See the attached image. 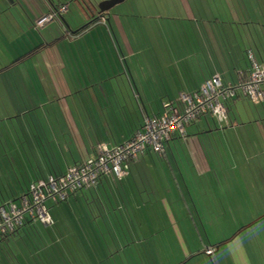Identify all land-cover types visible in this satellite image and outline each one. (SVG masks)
I'll use <instances>...</instances> for the list:
<instances>
[{"label": "crops", "instance_id": "crops-1", "mask_svg": "<svg viewBox=\"0 0 264 264\" xmlns=\"http://www.w3.org/2000/svg\"><path fill=\"white\" fill-rule=\"evenodd\" d=\"M103 1L0 0V178L6 179L0 195H23L33 182L65 174L95 157L99 145L113 148L126 143L143 128L147 116L163 114L165 103L198 91L212 76H221L226 84L245 80L248 51L264 64V0H229L236 5L225 10L226 20L216 15L205 20L201 12L189 9V20L198 24L193 28L196 45H190L186 54H178V47L174 56L163 59L153 40L145 49L133 42L130 23L112 12L116 6L105 18L92 21ZM64 5L68 9L60 21L37 26ZM145 50L146 57L140 59ZM245 101L256 109L264 140L259 107L264 105L238 95L228 104L227 119L203 117L188 126L184 136L172 138L163 156H140L121 181L107 176L99 194L114 200L99 202L96 216L86 212L98 203L92 200L96 194L88 192L85 199L76 197L60 206L66 208L65 233H49V240L46 235L21 233L23 229L0 246L10 250L17 264H148L145 259L163 252L153 242L185 245L192 237L190 225L199 223L195 216L187 221L181 208L172 213L176 187L191 195H214L222 204L213 216L217 220L247 205L251 190L264 193V170L252 173L250 182L246 171L220 169L219 155L210 151L215 132L240 128L236 111ZM232 144L227 141L229 147ZM179 156L184 169L178 166V173L174 160ZM244 157L249 163L250 157L240 158ZM258 218L252 214L241 223L239 234L256 226ZM59 222L63 226V220ZM12 243L22 253L16 255ZM231 253L236 264H253L252 259L264 257V252L259 255L244 244L232 246ZM0 264H7L1 254Z\"/></svg>", "mask_w": 264, "mask_h": 264}, {"label": "rangeland", "instance_id": "rangeland-1", "mask_svg": "<svg viewBox=\"0 0 264 264\" xmlns=\"http://www.w3.org/2000/svg\"><path fill=\"white\" fill-rule=\"evenodd\" d=\"M188 1L189 3L185 0H127L116 6L112 12L122 15V21L125 24L130 23L133 29V42L135 40L145 49L148 41L153 40L156 46V53H158L159 57L163 59L164 56L166 58L170 56L171 58L175 55L178 47L181 48L180 50L177 49L178 54L180 52L186 54L189 46L196 45L195 43L198 41L193 31V28L198 24H194L189 20L190 16L187 14L189 9L201 12L205 20L212 19L211 16L214 17V15L226 20V15H224L225 10L231 11V3L236 5V3L229 0ZM246 5L247 7H251L250 2ZM198 17L202 22L203 19L199 15ZM109 32L114 38L113 33ZM107 37L104 41L109 43L110 40ZM94 38L98 41V36ZM147 52L148 50H145L143 55L140 53V59L145 58ZM240 104L242 105L240 110H235L240 128H235L236 130L223 134L215 132L210 138V144L214 148V151L212 147L210 151L213 152V155L214 153L219 155L220 169L246 171L250 175L249 181L252 182L254 181L252 173L264 170V140H262L261 132L257 127L259 120L255 107L248 101ZM259 107L264 114V108L262 106ZM239 140H241V144ZM227 141L233 143L231 147L227 145ZM217 143L221 146L217 145ZM172 147L174 153L178 155L174 145ZM230 151L232 152L231 155L234 154L235 156L234 161L228 155ZM169 154H172L170 150ZM244 155L250 157L249 163L245 161V157L244 159L240 158ZM176 160V162L174 160V166L179 173L180 168L178 166L184 169L182 168L184 162L181 156ZM172 180L174 181L173 177ZM5 181L6 179L0 178L1 191L6 190L3 187V182ZM169 184L167 183V185ZM252 188L259 190L257 185L256 188L253 186ZM175 189V193L171 195L172 203L170 205L172 213L179 212L181 208L182 210L180 211H184L187 221H190V218L195 216L199 225H193L194 223L190 225L192 237H187L184 242L185 245L183 243H164L163 241L153 242L155 246L162 247L163 252L161 250L156 251V256L153 259L151 257H149L150 259H145L148 261V264H236V259L233 257L231 250L232 246L238 244H244L248 248L258 252L259 255L264 252V193L259 194L251 190L252 198L247 205L245 204L241 210L231 211V214L229 213V215H225V217L217 220L213 216L214 214H219L218 208L222 204L215 199L214 195L209 193L206 195L198 193L191 195L187 191L183 192L184 195L178 187ZM157 196L156 198H158ZM195 204L198 209L195 207ZM51 206L52 204L48 202L47 207L51 208ZM61 209L60 206H55L51 209V215L55 221L53 226L45 228L38 224L35 230L37 232L23 231L21 233H34L33 235H46L47 237L49 233H65L67 225L64 217H62L64 214ZM224 214H226L225 210ZM252 214H256L259 217L255 221L257 223L256 226L245 229L242 234H239L243 228L240 224L248 222L246 220L250 219ZM61 219L64 222L63 226L59 222ZM57 222L60 224L58 225ZM144 229L146 230L148 227H144ZM235 236L237 237V241L234 243ZM32 241L34 244L36 239L32 238ZM170 245L173 247L169 248L168 246ZM12 249L16 255L22 253L15 243H12ZM208 249L213 251L212 254L209 255L206 252ZM9 251V249H6L4 253L2 248H0L4 261L7 264H10L9 262L17 264V261L11 256ZM252 262L253 264H264V257L254 258ZM142 264H147V262H143Z\"/></svg>", "mask_w": 264, "mask_h": 264}, {"label": "built area", "instance_id": "built-area-1", "mask_svg": "<svg viewBox=\"0 0 264 264\" xmlns=\"http://www.w3.org/2000/svg\"><path fill=\"white\" fill-rule=\"evenodd\" d=\"M67 9L64 5L52 10L37 22V26L60 21ZM248 60L250 68L245 80L226 84L221 76H212L198 91L183 93L176 102L165 103L163 114L147 116L143 128L126 143L113 148L101 144L95 157L70 168L65 174L33 182L19 202L0 205V237L14 233L26 219L52 226L48 202L64 201L69 193L82 189H96L101 179L110 175L121 181L128 175L133 161L147 152L163 156L167 143L176 136H184L186 128L201 118L227 119L228 104L238 95L255 105H264V64L252 51H248ZM206 252L210 255L213 251Z\"/></svg>", "mask_w": 264, "mask_h": 264}, {"label": "trees", "instance_id": "trees-1", "mask_svg": "<svg viewBox=\"0 0 264 264\" xmlns=\"http://www.w3.org/2000/svg\"><path fill=\"white\" fill-rule=\"evenodd\" d=\"M56 9H58V7ZM147 153H152V152H147ZM105 178L106 177H104V178L101 179V181H100V183H99V185H98V187L96 189H82V190H79V191H76V192H71V193L68 194V197L64 201H61V202H58V203H53V206L51 208L48 207V210H49L50 215H51V209L54 208L55 206H58L59 207L62 204L68 203L69 201L75 199L76 197H78V199H81V200L82 199H85V196H84L85 193L94 192L96 194V197H93L92 200L95 201V202H98V203H96L95 204L96 206H94V207L91 206V207L87 208L86 212L89 213L91 216H96V212H98V209L97 208H98L99 202L100 203H105V202L106 203H109V202H111V201L114 200V199H111L110 197H107L106 199H104L99 194V187H100V185L102 184V182H103V180ZM116 180H118V179H116ZM118 181H120V180H118ZM28 190H29V188H28ZM27 193H28V191H27ZM27 193H25L23 195H16V194H13V193L12 194L11 193L10 194H6V195H0V197H1L0 198L1 199L0 200V205H3L5 203H7V202H15V203H17V202H19L22 199L23 196L27 195ZM3 198H5V199H3ZM87 202H89V201H87ZM50 203H52V202H50ZM63 208H64L63 212L66 213V208L65 207H63ZM81 212H82V210L80 211V213ZM51 217H52V215H51ZM38 224L41 225L42 227H45V228L51 227V226H45V225H43L40 222H34V221L30 220V219H26L25 222H24V224L20 228H18L14 233L9 234V235H6V236H1L0 237V244L2 243L3 239L5 240V239H7L8 236H12L14 234L19 233L23 229L24 230L26 229V231H28V232H37L35 230L37 229V225ZM53 225H54V219H53ZM0 248H2V251H5L6 250L5 246H0Z\"/></svg>", "mask_w": 264, "mask_h": 264}, {"label": "water", "instance_id": "water-1", "mask_svg": "<svg viewBox=\"0 0 264 264\" xmlns=\"http://www.w3.org/2000/svg\"><path fill=\"white\" fill-rule=\"evenodd\" d=\"M127 0H105L98 5V16L93 18L92 21H96L101 18H105V15L109 13L115 6L124 3ZM87 26V25H84ZM82 26V28H84Z\"/></svg>", "mask_w": 264, "mask_h": 264}]
</instances>
